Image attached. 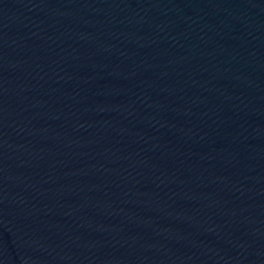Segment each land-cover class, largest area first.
Instances as JSON below:
<instances>
[{"label":"water","instance_id":"1","mask_svg":"<svg viewBox=\"0 0 264 264\" xmlns=\"http://www.w3.org/2000/svg\"><path fill=\"white\" fill-rule=\"evenodd\" d=\"M0 264H264V0H0Z\"/></svg>","mask_w":264,"mask_h":264}]
</instances>
